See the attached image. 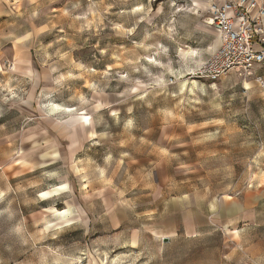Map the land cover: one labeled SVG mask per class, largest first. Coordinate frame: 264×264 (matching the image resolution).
Here are the masks:
<instances>
[{
    "label": "rangeland",
    "instance_id": "rangeland-1",
    "mask_svg": "<svg viewBox=\"0 0 264 264\" xmlns=\"http://www.w3.org/2000/svg\"><path fill=\"white\" fill-rule=\"evenodd\" d=\"M217 2L0 0V264H264V65L199 74Z\"/></svg>",
    "mask_w": 264,
    "mask_h": 264
},
{
    "label": "built area",
    "instance_id": "built-area-1",
    "mask_svg": "<svg viewBox=\"0 0 264 264\" xmlns=\"http://www.w3.org/2000/svg\"><path fill=\"white\" fill-rule=\"evenodd\" d=\"M208 24L215 27L220 44L199 69L215 80L230 72L247 76L264 65V6L258 0H222L213 3ZM261 80V76L257 77Z\"/></svg>",
    "mask_w": 264,
    "mask_h": 264
},
{
    "label": "bare ground",
    "instance_id": "bare-ground-1",
    "mask_svg": "<svg viewBox=\"0 0 264 264\" xmlns=\"http://www.w3.org/2000/svg\"><path fill=\"white\" fill-rule=\"evenodd\" d=\"M218 36V35H217ZM218 43L220 44V40H219V37H218ZM219 46V45H218ZM83 119H88V117L86 118V117H83ZM61 188H62V186H60ZM59 187V188H60ZM56 188V187H55ZM58 189H53V190H51V191H46V192H44V195H49V194H51V193H55V192H58L57 191ZM55 211H57L58 213H60V214H62L63 216V219H66V218H68L67 216L68 215H65V214H67L68 213V209H64L63 211H60V210H56V209H54Z\"/></svg>",
    "mask_w": 264,
    "mask_h": 264
},
{
    "label": "crops",
    "instance_id": "crops-1",
    "mask_svg": "<svg viewBox=\"0 0 264 264\" xmlns=\"http://www.w3.org/2000/svg\"><path fill=\"white\" fill-rule=\"evenodd\" d=\"M222 2V0H218V2L217 3H221ZM214 27V26H213ZM214 29H215V27H214ZM215 31L217 32V30L215 29ZM218 35V34H217Z\"/></svg>",
    "mask_w": 264,
    "mask_h": 264
}]
</instances>
